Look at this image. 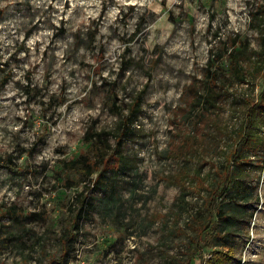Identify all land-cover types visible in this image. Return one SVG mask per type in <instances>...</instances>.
<instances>
[{
    "label": "rangeland",
    "instance_id": "1",
    "mask_svg": "<svg viewBox=\"0 0 264 264\" xmlns=\"http://www.w3.org/2000/svg\"><path fill=\"white\" fill-rule=\"evenodd\" d=\"M262 2L0 0V224L19 236L0 242V264H202L227 248L224 264H264V105L259 151L238 142L247 99L264 102ZM234 50L243 82L226 77ZM196 79L208 111L184 105ZM137 95L116 150L127 168L101 172L106 185L100 169L66 180L62 161L87 154L88 132L116 146ZM235 169L248 200L226 190Z\"/></svg>",
    "mask_w": 264,
    "mask_h": 264
},
{
    "label": "trees",
    "instance_id": "2",
    "mask_svg": "<svg viewBox=\"0 0 264 264\" xmlns=\"http://www.w3.org/2000/svg\"><path fill=\"white\" fill-rule=\"evenodd\" d=\"M257 8H259V10H262L261 8H264V2H262V4H260V5H258ZM262 37H264V36H262ZM262 39H264V38H262ZM238 51L239 50H234L233 52L229 53L228 57L230 58V62H229V70L230 71H229V74L226 75V77L232 81H235V82H243L246 80V76L248 74L247 72H249V70L251 71V68L246 67L241 62L240 55H239L240 52H238ZM262 61H264V57H262ZM257 73H258V71H257ZM261 73L264 74V69H262ZM207 78H208V84H210L211 87H213V86L216 87V85H218L220 89L221 88L225 89L223 81H221L222 84H220V85L217 84L216 81L218 78H217V75L215 74L214 71H212L211 75L209 77L207 76ZM197 81H198L197 79L194 81H191L188 84V86L185 87V89H184L185 90V98L184 99L186 101L184 102V105L186 106L188 104V107H190L189 108L190 110H191V107L193 106V109H196L197 107H199V109H201L202 111H204V110L208 111L209 108H207V107L213 108L215 103H213L212 100H210L209 98H206V100H204V101L200 100V97L197 94L199 87H200V84ZM209 89H211V88H209ZM262 92H264V90H262ZM139 97H140V95H137L135 101H133V103L131 104V107L129 108L127 114L121 115L120 130L118 132L119 134L117 135L116 146L114 148H111V146L107 143V133L106 132H104V131L92 132L91 131V132H88L86 137H85V141H87L89 143V145H88L89 151L87 152V154L79 155L76 158L64 159L62 161V166L60 169L61 175L64 174L66 180L71 179L69 172L72 170L78 171L79 173H82L85 176H89L90 174L97 171V169H100L95 180H97L101 184L106 185L107 181L101 175L102 174L101 172H105L108 169L119 170L123 167L127 168V161L124 158H122L121 156H119L117 154L116 150L122 142L121 136H123L127 133H130L131 122L136 117V114L139 112V108H138V105L140 104ZM247 104H248V109L245 113L246 123H245L244 130H243L242 134H240V139L238 142L241 145H243L244 148H246V146H247L246 149H248L250 152L255 154L256 151L258 152L259 150L258 149L256 150L258 145L257 146L252 145L253 139L251 137L250 128L252 129L254 127V125H253L254 109L259 105H264V102L260 101V102H254L253 103L250 99H247ZM185 106H183V108ZM205 121H206V116H204V117L201 116L199 121H198V125L200 123L205 122ZM196 130H198V129H196ZM260 147H264V144H261ZM90 151L92 152V154H89ZM262 151H264V150H262ZM237 154H236V156H237ZM111 157H112V159H114V161L112 162V165L110 166V168H107L109 163L111 162V161H109ZM235 157L233 158V160L235 159ZM262 158H264V154H262ZM243 159H244V157L239 156V160L241 163L242 162L245 163V161ZM100 163H101V165H100ZM241 173H242V171H240V169H235L231 174H229L228 172L225 173L227 175L226 190L228 191L229 189H232L238 193L243 192L242 199L248 200V199H250V197L246 196V193L244 192L245 191V188H244L245 184L242 181L243 179H242ZM220 199H221L220 204L222 206H225L229 202L233 201V199L230 198L225 202V199L223 196H221ZM82 203H83V201H82ZM81 208H82V206L80 207V210H81ZM7 211H8V213H7L8 217L11 219V222L18 224V227L21 230H23L24 227L21 223H23V219H25L26 216H23L22 214L16 213L13 209H10ZM5 212H6V210H5ZM217 212H218L219 216H221L225 220H227L229 218L234 219L233 216L222 215L224 213L222 212L221 209L217 210ZM78 215L80 216V214H78ZM0 232L3 233V235H0V242L15 241L16 239H19L18 234L16 233L15 230H13L11 228L10 224H0ZM1 236H3L4 238H2ZM227 238H228V233L226 232L224 239L228 240ZM221 245H223L224 247L232 246V244H230L229 242L222 243ZM230 253H232L230 248H227L226 252L221 250V249L213 250L211 257L208 258L207 260H205V262H203L202 264H224L225 262L231 261L232 255ZM63 255H61L60 258H63Z\"/></svg>",
    "mask_w": 264,
    "mask_h": 264
}]
</instances>
